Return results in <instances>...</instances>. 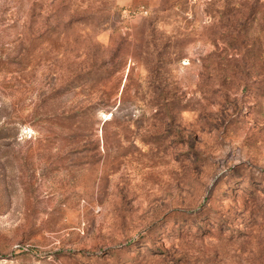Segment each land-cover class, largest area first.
<instances>
[{
  "label": "rangeland",
  "instance_id": "1",
  "mask_svg": "<svg viewBox=\"0 0 264 264\" xmlns=\"http://www.w3.org/2000/svg\"><path fill=\"white\" fill-rule=\"evenodd\" d=\"M0 264H264V0H0Z\"/></svg>",
  "mask_w": 264,
  "mask_h": 264
}]
</instances>
